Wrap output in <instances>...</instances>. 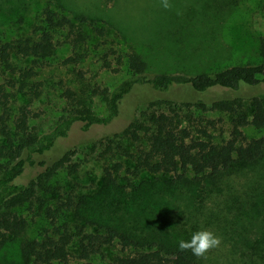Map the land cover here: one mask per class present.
I'll use <instances>...</instances> for the list:
<instances>
[{
	"label": "trees",
	"instance_id": "obj_1",
	"mask_svg": "<svg viewBox=\"0 0 264 264\" xmlns=\"http://www.w3.org/2000/svg\"><path fill=\"white\" fill-rule=\"evenodd\" d=\"M199 1L201 15L210 11L219 13L225 5L221 4L222 0ZM43 14L29 36L0 42V253L23 237L28 226L24 210L37 203L44 208L45 202L38 194L40 189L46 190L47 183L62 169L70 175L78 173L81 164L75 160L77 148H68L58 159L50 157L57 144L70 137L77 123H82L85 132L112 125L107 135L78 144L87 145L92 151L106 146L100 153L103 159L115 150L113 144L117 138H129L136 143V152L123 151L133 163V168H126V172L135 176L148 174L152 177L150 181L156 183L152 187L162 190L153 192L144 188L142 193H126L119 182L124 164L106 163L104 188L89 198L82 197L76 207V215L83 224L71 226L64 217L62 225L42 240H23L19 261L0 264H69L74 254L72 248H77L81 264H97L101 256L105 264H201V258L191 250L179 249L178 236L157 235L159 217L171 216L172 205L162 196L163 191H166L164 195L170 193L176 198V191L182 185H210L211 189L202 188L194 194L201 198L220 193L227 178L247 173L254 175L247 177V194L239 210L249 211L250 217L258 216L252 224L259 231V236L248 246L252 259L248 264H264V134L252 138L246 134L250 127L264 131V92L259 91L264 88V43L260 63L198 74L151 73L143 57L133 53L129 56L130 77L113 89L97 88L94 92L107 105V116H100L86 102L78 100L81 107L62 116L49 132H38L31 125L35 117L33 105L43 95V85L36 77L38 69L58 49L56 35L68 30L67 37H73L75 47L89 40L83 30L88 18L77 16V23L50 7ZM95 29L99 37L105 36V27L95 26ZM13 57L31 60L32 66L20 68L12 61ZM110 65L105 60V66ZM138 86L164 94L187 89L190 97L151 102L140 118L116 128L124 100ZM215 89L226 93L218 98H206ZM67 93L76 101L71 90ZM212 113L227 118L230 127L227 138L219 140L215 136L214 131L223 120L211 118ZM38 167L44 168L43 172L24 181L27 172ZM86 204L93 205L97 211L103 209L104 213L108 209L121 210L126 217L147 222L153 232L150 236H136L121 230L114 221L98 224L83 213ZM46 212L56 219L50 208ZM91 227L98 230L92 232Z\"/></svg>",
	"mask_w": 264,
	"mask_h": 264
},
{
	"label": "rangeland",
	"instance_id": "obj_2",
	"mask_svg": "<svg viewBox=\"0 0 264 264\" xmlns=\"http://www.w3.org/2000/svg\"><path fill=\"white\" fill-rule=\"evenodd\" d=\"M168 2L172 5L170 9L162 7V0H0L1 43L29 36L34 27L40 24L46 7L68 15L77 23V16L89 19L83 25V30L89 36L86 44L75 47L73 37H67L68 30L56 35V53L38 69L36 80L43 85V95L33 105L35 117L31 125L38 132H49L62 116L81 107L78 100L86 102L100 116H107V105L94 92L97 88L113 89L130 77L129 56L133 53L143 57L151 73H210L238 64L262 61L264 0H222L221 4L225 3L223 10L219 13L210 11L208 15L200 14L203 9L199 8V0ZM95 26L105 27L104 37H99ZM105 60L110 62L109 67L105 66ZM12 61L20 68L32 66L31 60L20 57H13ZM2 77L4 81L5 75ZM68 90L75 94L76 101L68 96ZM259 91L263 93L264 88ZM225 93L222 89H215L206 98H218ZM189 97L187 89L164 94L147 86H138L124 100L116 128H123L135 118H140L151 102L169 98L186 100ZM210 116L215 120H223L218 130L214 131L215 136L219 140L227 138L230 128L227 118L217 113ZM82 126V123H77L70 137L60 141L50 153V157L58 159L68 148H77L75 160L81 164L78 173L70 175L62 169L47 183L46 190L40 189L38 194L45 202L44 208L37 203L24 210L27 229L22 238L10 243L0 253V262L19 261L23 240H42L48 233H53L55 227L62 225L64 217H67L71 226L83 224L76 215V207L82 197L89 198L104 188L106 163L124 164L125 171L119 176V182L126 193H142L144 188L153 192L162 190L152 187L156 183L150 181V175L135 176L126 172V168H133V163L123 151L136 152V143L129 138H117L113 144L115 150L103 159L100 153L106 146L92 151L89 146L78 144L107 135L112 131V125L93 128L90 132L82 131ZM246 134L250 138L259 137L264 131L250 127ZM43 170L41 167L30 169L24 181ZM253 175L247 173L229 177L220 193L201 198L194 194H198L202 188L211 189L210 185H182L176 191V198L170 193L164 195V190L162 196H166L172 205L171 216L159 217L157 235L166 238L168 234H174L179 240L190 241L195 232L211 230L220 237L221 244L201 258V264H248L252 260L249 259L248 246L259 236L258 229L252 224L258 216L250 217L249 211H240L239 208L247 194V177ZM47 208L57 215L56 219L47 215ZM82 211L98 224L114 221L121 230L136 236H150L153 232L147 222L126 217V213L121 210L111 212L108 209L104 213L103 209L97 211L93 205L86 204ZM96 230V227H91L92 232ZM72 252L74 254L69 264H81L77 258V248H72ZM96 263L105 264L106 261L101 256Z\"/></svg>",
	"mask_w": 264,
	"mask_h": 264
},
{
	"label": "clouds",
	"instance_id": "obj_3",
	"mask_svg": "<svg viewBox=\"0 0 264 264\" xmlns=\"http://www.w3.org/2000/svg\"><path fill=\"white\" fill-rule=\"evenodd\" d=\"M162 7L170 9L172 5L168 0H162ZM221 244V239L211 230H200L195 232L190 241H179V249L181 251L191 250L192 254L198 258L206 257V254L214 248H218Z\"/></svg>",
	"mask_w": 264,
	"mask_h": 264
}]
</instances>
